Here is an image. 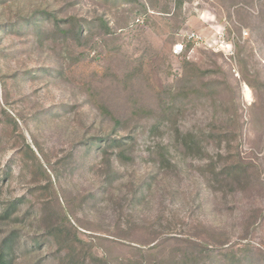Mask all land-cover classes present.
Wrapping results in <instances>:
<instances>
[{"label":"rangeland","instance_id":"rangeland-1","mask_svg":"<svg viewBox=\"0 0 264 264\" xmlns=\"http://www.w3.org/2000/svg\"><path fill=\"white\" fill-rule=\"evenodd\" d=\"M15 201L13 264H264V0H0Z\"/></svg>","mask_w":264,"mask_h":264},{"label":"trees","instance_id":"trees-1","mask_svg":"<svg viewBox=\"0 0 264 264\" xmlns=\"http://www.w3.org/2000/svg\"><path fill=\"white\" fill-rule=\"evenodd\" d=\"M15 203L12 204V208L6 209L4 212L0 213V218L4 219L5 218H9L11 215H13V209L16 207ZM11 237H6L3 238L2 240H0V264H13V261L9 258V253L8 250L11 247V241H10Z\"/></svg>","mask_w":264,"mask_h":264}]
</instances>
